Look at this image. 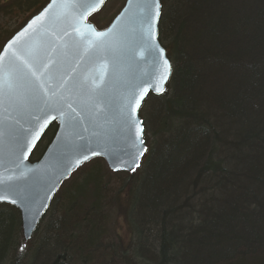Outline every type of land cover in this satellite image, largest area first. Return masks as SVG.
I'll list each match as a JSON object with an SVG mask.
<instances>
[{"label": "trees", "instance_id": "obj_1", "mask_svg": "<svg viewBox=\"0 0 264 264\" xmlns=\"http://www.w3.org/2000/svg\"><path fill=\"white\" fill-rule=\"evenodd\" d=\"M49 1L0 0V17L28 14L0 26V52ZM161 2L173 73L142 108L141 169L83 165L25 250L20 213L0 205V264H264V0ZM122 218L128 243L115 235Z\"/></svg>", "mask_w": 264, "mask_h": 264}, {"label": "water", "instance_id": "obj_2", "mask_svg": "<svg viewBox=\"0 0 264 264\" xmlns=\"http://www.w3.org/2000/svg\"><path fill=\"white\" fill-rule=\"evenodd\" d=\"M106 2L81 20L83 9H68L65 16L50 0L0 52L6 68L7 56L14 51L31 49L41 62L55 61L51 65L57 76L54 83L58 88L63 85L60 95L75 109L71 126L67 115L56 112L45 125L48 110L38 106L23 79L14 91L5 85L0 96V205L20 213L26 242L33 238L63 183L83 165L102 159L114 174H134L148 154L141 110L150 96L160 97L167 91L173 73L160 42L162 2L151 27L141 0L131 4L127 0L110 26L100 31L89 18ZM96 32L118 39L97 49ZM22 59L31 62L28 56ZM15 64L21 75L27 72L20 60ZM53 124L57 125L53 139L41 157L32 161Z\"/></svg>", "mask_w": 264, "mask_h": 264}, {"label": "snow or ice", "instance_id": "obj_3", "mask_svg": "<svg viewBox=\"0 0 264 264\" xmlns=\"http://www.w3.org/2000/svg\"><path fill=\"white\" fill-rule=\"evenodd\" d=\"M102 3L103 0H53V6L61 9L62 14L65 16L69 14L66 11L68 9H83V11L79 12L81 20L85 19L87 14L94 11L98 7V4ZM129 3L131 4L132 0H129ZM141 6L144 10V16L151 27L152 21L159 15V0H141ZM33 23H35V21H33ZM75 31L81 36L84 35L79 28H76ZM94 35L96 37L95 47L97 49L103 48L112 41L118 39L109 33L96 32ZM90 43H92V41H90ZM9 47L11 48V45ZM5 55L7 56V53ZM23 56L30 57L31 62L27 59H22ZM4 59V57H0V96L4 93L5 85L8 91L11 92L17 87L18 81L23 79L30 91H32L34 99L38 101V106L41 107V109L48 110L44 116L45 125L48 122V116L52 112H56L59 116L67 115L69 118V126H71V121L73 119L71 113L75 112V109L72 107L71 102L60 95V88H62L63 85L61 84L58 88L54 83L57 80V76L55 69H52L51 65L54 64L55 61L41 62L31 49L25 52H12L10 56H7V68L5 67ZM17 60H20L24 68L27 69L26 73L20 74V69L15 64ZM165 64H167L166 61ZM166 74L167 73H165V76ZM66 109L70 111H66ZM52 118L55 119L57 117L53 116ZM84 158L87 159L86 156ZM0 199H3V197H0Z\"/></svg>", "mask_w": 264, "mask_h": 264}, {"label": "rangeland", "instance_id": "obj_4", "mask_svg": "<svg viewBox=\"0 0 264 264\" xmlns=\"http://www.w3.org/2000/svg\"><path fill=\"white\" fill-rule=\"evenodd\" d=\"M125 2L126 0H108L105 7L98 14L94 15L90 19V22L94 24L97 27V29L100 31L107 29L112 23V21L114 20V18L123 9ZM27 16L28 14L23 15L19 17L18 20H9L8 18L0 17V26L3 25L5 30H7L8 32H12L21 27L23 22L26 20ZM42 150L43 149L39 150L36 154H33V155L34 156L40 155ZM37 159L38 157L34 158V160H37ZM120 182L123 183L122 180ZM117 189L118 187L115 188L116 191ZM112 211H115L116 213L118 212L116 211L115 208L110 210V212ZM114 228L116 231L115 235H117L116 238L118 237V239L122 240L124 243H128L130 241V234H129L127 225L123 221V219L122 220L118 219ZM44 232H45V229L41 230V232L39 233V237H41Z\"/></svg>", "mask_w": 264, "mask_h": 264}, {"label": "bare ground", "instance_id": "obj_5", "mask_svg": "<svg viewBox=\"0 0 264 264\" xmlns=\"http://www.w3.org/2000/svg\"><path fill=\"white\" fill-rule=\"evenodd\" d=\"M166 93V92H165ZM164 93V94H165ZM164 94L162 95V96H164ZM162 96H160V97H162ZM153 97H156V96H153ZM157 98H159V97H157ZM123 219V221L125 222V218H122ZM43 222V221H42ZM42 222H41V224H42ZM21 223H22V220H21ZM126 223V222H125ZM41 224H40V226H41ZM39 226V227H40ZM39 227H38V229H39ZM38 229H37V231H38ZM37 231H36V233H37ZM36 233L34 234V236L36 235ZM34 236H33V238H34ZM22 237H23V239H22V245H23V247H22V249L23 250H25L26 249V247H27V244L29 243V242H31L32 241V239L29 241V242H26L25 241V238H24V233H23V227H22Z\"/></svg>", "mask_w": 264, "mask_h": 264}]
</instances>
